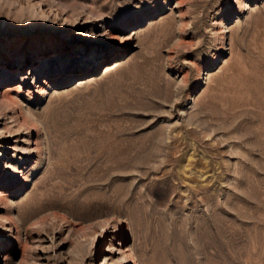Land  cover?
<instances>
[{
    "label": "rangeland",
    "instance_id": "1",
    "mask_svg": "<svg viewBox=\"0 0 264 264\" xmlns=\"http://www.w3.org/2000/svg\"><path fill=\"white\" fill-rule=\"evenodd\" d=\"M0 264H264V0H0Z\"/></svg>",
    "mask_w": 264,
    "mask_h": 264
},
{
    "label": "bare ground",
    "instance_id": "2",
    "mask_svg": "<svg viewBox=\"0 0 264 264\" xmlns=\"http://www.w3.org/2000/svg\"><path fill=\"white\" fill-rule=\"evenodd\" d=\"M113 36V34H112ZM115 36V35H114ZM131 37V36H130ZM117 38V37H116ZM129 39V38H128ZM15 91H20L21 90V86L20 84H15L14 86H10L8 89H12ZM9 99H11L12 101H15L14 96L12 95V91L9 90Z\"/></svg>",
    "mask_w": 264,
    "mask_h": 264
}]
</instances>
